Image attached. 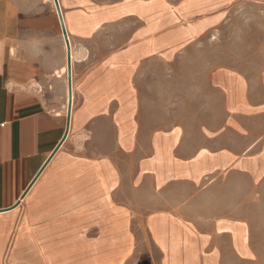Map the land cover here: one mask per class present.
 Segmentation results:
<instances>
[{
    "label": "crops",
    "instance_id": "crops-1",
    "mask_svg": "<svg viewBox=\"0 0 264 264\" xmlns=\"http://www.w3.org/2000/svg\"><path fill=\"white\" fill-rule=\"evenodd\" d=\"M58 2L72 55L68 134L67 44L54 0H0V264L250 260L246 223L218 214L202 224L187 210L228 172L264 178V131L235 123L246 157L235 146L195 158L155 133L146 158L144 78L147 62L172 69L195 42L249 16L262 25L255 54L250 45L257 62L249 76L235 67L216 78L235 119L264 120V0Z\"/></svg>",
    "mask_w": 264,
    "mask_h": 264
},
{
    "label": "rangeland",
    "instance_id": "rangeland-1",
    "mask_svg": "<svg viewBox=\"0 0 264 264\" xmlns=\"http://www.w3.org/2000/svg\"><path fill=\"white\" fill-rule=\"evenodd\" d=\"M251 20L249 16L239 17L222 31L195 42L187 55L178 56L172 69H160L147 62L145 139L141 140L145 143L146 158L152 157L154 134L161 132L170 134L167 137L173 140L175 154L182 157L195 158L235 146L243 150V157L248 155L244 152L248 141L236 136L230 127L238 123L243 132L250 134L264 131V120L235 119L216 75L219 70L233 75L235 67L242 68L243 75H250L251 60H258L251 56L250 45H254L255 54L257 44L261 43L257 33L262 29V25L252 24ZM132 157L131 154L130 163ZM173 198L180 200L178 196ZM189 205L187 214L200 219L202 224L219 214L249 226L255 255L250 253L248 244L243 245L242 255L250 260L227 258L226 264H264V178L252 180L236 169L224 174L219 184L207 185L203 195Z\"/></svg>",
    "mask_w": 264,
    "mask_h": 264
},
{
    "label": "water",
    "instance_id": "water-1",
    "mask_svg": "<svg viewBox=\"0 0 264 264\" xmlns=\"http://www.w3.org/2000/svg\"><path fill=\"white\" fill-rule=\"evenodd\" d=\"M55 2V6L58 12V16L60 19V23L62 26V30L66 39V44H67V56H68V79H69V104H68V117H67V121H68V127H67V134L69 133V125H70V119H71V110H72V58H71V46H70V42H69V38L64 26V22H63V17H62V13H61V9L59 6V2L58 0H54Z\"/></svg>",
    "mask_w": 264,
    "mask_h": 264
},
{
    "label": "bare ground",
    "instance_id": "bare-ground-1",
    "mask_svg": "<svg viewBox=\"0 0 264 264\" xmlns=\"http://www.w3.org/2000/svg\"><path fill=\"white\" fill-rule=\"evenodd\" d=\"M64 21V20H63ZM65 26V25H64ZM70 42V41H69ZM72 44V43H71ZM71 58H72V55H71ZM75 99V98H74ZM73 101V100H72ZM75 103V102H74ZM68 107V106H67ZM133 197H134V195H133ZM22 202V201H21ZM81 233V232H80ZM99 238V237H98Z\"/></svg>",
    "mask_w": 264,
    "mask_h": 264
},
{
    "label": "built area",
    "instance_id": "built-area-1",
    "mask_svg": "<svg viewBox=\"0 0 264 264\" xmlns=\"http://www.w3.org/2000/svg\"><path fill=\"white\" fill-rule=\"evenodd\" d=\"M58 13V12H57ZM65 37V36H64ZM65 41H66V39H65Z\"/></svg>",
    "mask_w": 264,
    "mask_h": 264
}]
</instances>
